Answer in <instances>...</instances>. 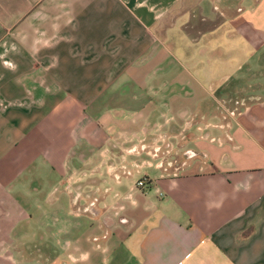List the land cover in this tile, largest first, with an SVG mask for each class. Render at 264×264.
<instances>
[{
  "label": "crops",
  "instance_id": "crops-1",
  "mask_svg": "<svg viewBox=\"0 0 264 264\" xmlns=\"http://www.w3.org/2000/svg\"><path fill=\"white\" fill-rule=\"evenodd\" d=\"M0 264H264V0H0Z\"/></svg>",
  "mask_w": 264,
  "mask_h": 264
},
{
  "label": "built area",
  "instance_id": "built-area-1",
  "mask_svg": "<svg viewBox=\"0 0 264 264\" xmlns=\"http://www.w3.org/2000/svg\"><path fill=\"white\" fill-rule=\"evenodd\" d=\"M9 63V62H8ZM10 64V63H9ZM145 178H140V179H138V181H137V185L138 186H144L146 183H145Z\"/></svg>",
  "mask_w": 264,
  "mask_h": 264
}]
</instances>
